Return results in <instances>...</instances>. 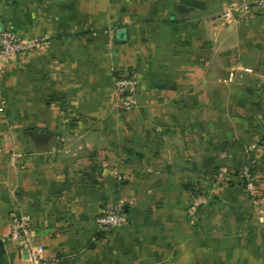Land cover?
I'll return each mask as SVG.
<instances>
[{
	"label": "crops",
	"instance_id": "0c3cea01",
	"mask_svg": "<svg viewBox=\"0 0 264 264\" xmlns=\"http://www.w3.org/2000/svg\"><path fill=\"white\" fill-rule=\"evenodd\" d=\"M233 1L0 0L2 29L40 41L0 78V264H31L16 211L56 264H264V12L225 22ZM120 205L126 224L95 235Z\"/></svg>",
	"mask_w": 264,
	"mask_h": 264
},
{
	"label": "built area",
	"instance_id": "2783aa9c",
	"mask_svg": "<svg viewBox=\"0 0 264 264\" xmlns=\"http://www.w3.org/2000/svg\"><path fill=\"white\" fill-rule=\"evenodd\" d=\"M262 12H264V0H238L229 2L220 13V18L225 22L238 24L241 21H252ZM39 45L38 40H25L9 30L2 29L0 31V78L13 58L30 52ZM233 79L234 73L230 72L227 80L231 82ZM138 90V80L134 73L125 70L115 75L113 92L123 109L129 110L137 105ZM204 203L203 196L194 197L188 208V215L193 217L197 208ZM94 221L98 232H106L125 225L127 219L122 212V207L118 206L99 214ZM31 232L32 219L28 213L16 211L10 215L9 240L18 245L28 261L31 264H56L54 260L44 256L43 246L33 242Z\"/></svg>",
	"mask_w": 264,
	"mask_h": 264
},
{
	"label": "rangeland",
	"instance_id": "374dc122",
	"mask_svg": "<svg viewBox=\"0 0 264 264\" xmlns=\"http://www.w3.org/2000/svg\"><path fill=\"white\" fill-rule=\"evenodd\" d=\"M13 157H15L14 155H13ZM252 165H256V163H252ZM256 168H259V166H257ZM244 171H243V180H242V185H243V187L245 188V190H246V192L247 193H249V195H250V197H255L256 195H257V192H258V189H259V187H258V182H257V178H255V174L256 173H258L256 170H255V172L253 173V174H250L249 172H250V169H247V168H245V169H243ZM224 171V169L223 170H221V172L220 173H222ZM225 173V172H224ZM218 175H219V173H218ZM221 176H222V174H221ZM221 178H224V176H222ZM221 178H219V179H221ZM121 179V178H120ZM245 182V183H244ZM250 186V187H249ZM195 190H197V189H195ZM197 193H195L194 194V196L192 197V198H194V197H196V196H198V195H196ZM204 199L205 200H207L205 203H208V199H207V197H204ZM204 203V204H205ZM190 204H191V202L189 203V205H188V207H187V209H186V215H187V222L189 223V224H195L196 223V221H197V210H196V213H195V215L193 216V217H190L189 215H188V208H189V206H190ZM122 205V204H121ZM119 206V207H122V212L124 213V211H123V206ZM203 205V204H202ZM97 217V216H96ZM94 223H95V221H94ZM100 232H98L97 231V228H96V226H95V235H98Z\"/></svg>",
	"mask_w": 264,
	"mask_h": 264
},
{
	"label": "water",
	"instance_id": "95a60500",
	"mask_svg": "<svg viewBox=\"0 0 264 264\" xmlns=\"http://www.w3.org/2000/svg\"><path fill=\"white\" fill-rule=\"evenodd\" d=\"M2 30V24H1V19H0V31ZM116 40L119 42H122L123 40H125V33L123 30H119L116 33ZM126 207H123V211L125 212Z\"/></svg>",
	"mask_w": 264,
	"mask_h": 264
},
{
	"label": "trees",
	"instance_id": "16d2710c",
	"mask_svg": "<svg viewBox=\"0 0 264 264\" xmlns=\"http://www.w3.org/2000/svg\"><path fill=\"white\" fill-rule=\"evenodd\" d=\"M250 174H253V171L252 170H250Z\"/></svg>",
	"mask_w": 264,
	"mask_h": 264
}]
</instances>
